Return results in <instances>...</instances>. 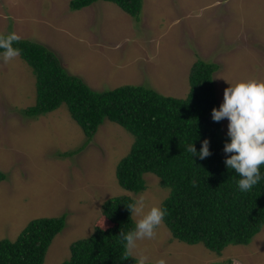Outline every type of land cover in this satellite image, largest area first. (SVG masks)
Listing matches in <instances>:
<instances>
[{
  "label": "rangeland",
  "instance_id": "374dc122",
  "mask_svg": "<svg viewBox=\"0 0 264 264\" xmlns=\"http://www.w3.org/2000/svg\"><path fill=\"white\" fill-rule=\"evenodd\" d=\"M71 1L0 0V34L15 31L46 45L69 73L97 91L144 84L184 98L198 59L220 65L214 73L220 104L230 83L264 80V0H143L139 18L114 2L73 10ZM36 89L33 68L20 55L7 64L0 60V170L7 174L0 182V240H15L36 219L66 215L43 263L60 264L70 258L73 242L104 225L106 200L143 196L147 207H162L170 190L154 173L145 174L141 192L122 187L117 167L135 136L110 119L81 151L61 157L87 137L65 104L26 117ZM223 130L228 132L227 119ZM172 236L162 221L132 255L166 264H264V227L251 243L230 244L221 255Z\"/></svg>",
  "mask_w": 264,
  "mask_h": 264
},
{
  "label": "trees",
  "instance_id": "16d2710c",
  "mask_svg": "<svg viewBox=\"0 0 264 264\" xmlns=\"http://www.w3.org/2000/svg\"><path fill=\"white\" fill-rule=\"evenodd\" d=\"M97 1L72 0L70 7L81 10ZM104 1L116 3L135 18L144 4L143 0ZM14 47L20 48V56L36 76V103L25 108L24 115L38 118L65 104L87 137L86 144L62 152L61 157L81 151L105 119H110L135 136L130 152L118 164L119 183L137 193L147 189L145 174L158 175L161 185L170 190L162 204L166 209L163 221L174 239L191 245L202 243L221 255L230 244L251 243L262 230L264 179L248 192L238 190L240 177L224 162L223 148L230 137L223 130V119H212V109L220 105L214 80L218 63L194 62L190 91L181 98L144 84L97 91L80 76L69 73L46 45L21 38ZM205 138L210 140V156L200 159L184 150L193 143L198 153ZM260 171L264 175V164ZM6 178L0 170V182ZM135 200L130 195L106 200L102 205L104 225L97 224L92 235L73 242L70 258L60 264H137L135 257L125 258L118 236L135 226L127 208ZM65 225L66 215L39 218L15 240L1 239L0 264H43L52 241Z\"/></svg>",
  "mask_w": 264,
  "mask_h": 264
},
{
  "label": "clouds",
  "instance_id": "9594fccd",
  "mask_svg": "<svg viewBox=\"0 0 264 264\" xmlns=\"http://www.w3.org/2000/svg\"><path fill=\"white\" fill-rule=\"evenodd\" d=\"M21 36L15 32L0 35V60L9 63L20 55V48L14 47ZM213 121L228 120L230 141L223 148L225 165L234 170L240 177L237 188L240 192H248L257 185L264 175L260 166L264 164V80L258 78L242 79L224 90V98L219 107L212 109ZM192 157L198 155L204 159L211 155L210 140L205 138L202 147L197 153L193 143L186 145L185 149ZM231 154V155H227ZM193 183H195L193 181ZM131 218L138 217L135 226L127 232L121 231V238L126 257H135L137 264H149V257L141 253L139 257L132 255L137 249V242L152 239L156 229L161 225L166 209L154 204L147 207L143 196L134 203L127 204ZM155 264H166L164 259H159Z\"/></svg>",
  "mask_w": 264,
  "mask_h": 264
}]
</instances>
